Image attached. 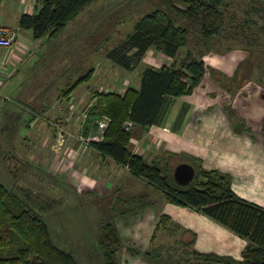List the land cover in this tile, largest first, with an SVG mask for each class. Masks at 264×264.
<instances>
[{
  "label": "crops",
  "instance_id": "crops-1",
  "mask_svg": "<svg viewBox=\"0 0 264 264\" xmlns=\"http://www.w3.org/2000/svg\"><path fill=\"white\" fill-rule=\"evenodd\" d=\"M4 1L9 2L16 11L18 24L21 16L34 15L39 8V0ZM76 18L70 21L64 30L74 26ZM23 31L25 32L23 36L19 32L20 42L24 43L26 53H21L23 61L15 64L14 74L19 72L26 61L37 57L39 51L35 50H40L49 40L48 37L36 40L31 31ZM106 35L107 33L102 36L97 32L94 33L95 39L92 40L88 35L84 39L88 43L101 42L97 46L94 45L83 60L84 64L93 65L88 70H93L91 80L78 86L63 103L57 104L59 101L56 103L55 100L43 113L45 120L30 119V122L33 120L29 124L31 128L36 127L41 121L52 127L51 123L58 120L74 132L72 137L67 139V145L63 146L58 141V145L56 144L53 133L55 130L52 131L49 140L50 133L43 135V146L46 145L49 149L47 151L41 146L39 148L41 154L36 162L46 160L50 170L60 171L68 181H76L87 186L103 198L108 197L109 192L115 188L116 180L123 177L127 179L129 176L137 178L132 179L130 186L131 189L140 190L138 189L137 193L128 199V203L133 197L143 195L148 197L151 206L115 223L124 247L119 254L121 264H147L142 257L132 256L128 248L144 252L152 247L174 244L181 239L189 242L193 238L191 250L200 254H217L242 261L243 252L248 245L245 239L193 208L168 202L162 192L133 175L127 167L80 141V136H85L84 132L83 135L78 132L80 120L85 109L96 102V93L105 90L107 93L123 95L130 88L140 90L146 69L180 68L198 52L195 46L181 47L176 56L171 57L158 50L156 46H152L133 68H124L108 58V53L114 47L105 48L112 42L111 37ZM81 36L70 35L65 39L71 37L69 41L74 39L73 42H77L80 49ZM103 43H106L105 46L101 45ZM75 49L69 45V50L63 52L59 62L60 69L73 65ZM200 50L206 52L203 61L209 69L202 85L191 95L165 96L156 122L151 127L134 126L129 149L132 153L142 156L148 164H152L166 153L176 155L173 160L176 165L183 163V158L188 157L192 160L191 163H197L205 171H217L228 176L232 190L238 197L264 209V97H243L240 90L238 95L231 97L235 88L255 83L257 71L253 60L247 51L241 49L208 52L202 46ZM57 52L54 50L52 54ZM77 73L82 72L79 70ZM83 75L74 82L71 80L68 88ZM218 89L222 92L217 91L218 94L213 96ZM222 93L227 95L225 96L227 99L222 97ZM43 130L46 128L43 127ZM92 131L95 132L88 122L85 132ZM35 157L32 156L31 159L35 160ZM85 160L90 169L89 175L82 164ZM185 161L184 163L189 164L188 160ZM117 201L119 203L121 201V205L127 204L126 199L121 198ZM130 208L133 209L132 207L127 209ZM163 216L169 217L171 221L164 228L157 230L156 227ZM104 224L102 219L100 229Z\"/></svg>",
  "mask_w": 264,
  "mask_h": 264
},
{
  "label": "trees",
  "instance_id": "trees-1",
  "mask_svg": "<svg viewBox=\"0 0 264 264\" xmlns=\"http://www.w3.org/2000/svg\"><path fill=\"white\" fill-rule=\"evenodd\" d=\"M97 1L100 0H39L37 13L21 16L19 27L31 31L36 40L51 38L64 30L88 5ZM161 1L166 3L168 11L157 10L144 16L136 24L135 30L108 53L110 60L124 68H133L152 46L174 57L181 47L194 45V41L189 38L193 27L199 28L203 36L194 46L198 48L197 44H202L208 52L213 49L211 42L225 24L224 12L219 10L217 2ZM176 1L184 8L178 7ZM2 2L0 0V5ZM197 51L180 68L146 69L140 90L130 88L123 95L98 94L89 111L88 122L95 132L103 118L109 119V125L103 141L93 142L91 146L154 186L165 195L168 202L205 214L248 243L242 261L191 250L194 238L189 242L181 239L171 245L152 247L144 252L128 248L132 256L142 257L147 264H192L194 261L197 264H264V209L238 197L232 190L228 176L217 171H205L185 157L183 163L188 160L196 170V177L190 185L180 186L174 180V169L177 166L173 165L175 154L166 153L148 164L142 156L129 149L132 132L124 131L126 121L149 128L156 122L165 96L191 95L202 85L209 69L203 61L206 52L200 49ZM92 76L93 70L88 71L65 90V96L69 97L78 86L89 82ZM242 87L235 88L231 97H235ZM84 134L87 136L89 133L84 131ZM5 158L6 161L10 159V174L17 180L20 169L13 167V164H18L19 159L12 154ZM130 201L134 203L133 209H126L122 217L128 218L151 206L148 197L143 195L133 197ZM60 203L29 187L17 185L10 189L0 183V264H77L73 254L54 243L44 219ZM170 221L167 216L161 217L156 229L164 228ZM98 248L103 264H121L119 254L124 247L114 223L102 226Z\"/></svg>",
  "mask_w": 264,
  "mask_h": 264
},
{
  "label": "rangeland",
  "instance_id": "rangeland-1",
  "mask_svg": "<svg viewBox=\"0 0 264 264\" xmlns=\"http://www.w3.org/2000/svg\"><path fill=\"white\" fill-rule=\"evenodd\" d=\"M211 1L217 2L219 10L225 15L224 27L211 42L214 45L211 52L228 49L247 51L256 68L255 78L257 79L254 80V84L253 82L250 86L246 84L240 89L241 96L264 97V0ZM3 2L0 5L1 22L13 27L22 36L25 35V32L19 28L16 11L12 9L9 2L4 0ZM175 4L184 8L177 1ZM157 10L168 11L166 3L161 0H100L94 2L80 13L74 26L66 28L52 39L49 38L40 50L36 49V52L39 51L37 57L29 59V62L26 61L20 67L19 72L0 88V183L10 189L17 185L29 187L36 193L61 202L55 210L46 214L44 219L49 226L54 243L59 248L73 254L77 264H103L98 248L102 219L104 223L114 224L118 220L126 219L122 217L124 216L123 209L134 206L130 200L128 203V199L136 194L138 189L140 190V188L131 189L132 186H130L132 179L137 178L129 176L127 179L123 177L116 180L115 188L106 198L98 193L95 194L96 192L76 181H68L60 171L50 170L46 160L36 162L41 154L39 148L43 146V135L50 133L49 140L52 137V131L55 130L53 133L57 142L60 139L58 130L48 126L44 121L31 128L30 119L44 118L45 120L43 113L55 100L56 103L59 101L57 104H61L68 98L65 96L68 83L71 80L74 82L76 78L92 68L93 65H86L83 60L88 52H91L92 47L101 42H85L86 35L93 40L96 37L94 33L98 32L102 36L107 33L106 36L111 37L112 42L108 43L107 47L106 43L101 45L105 48H111V46L115 48L134 31L139 20ZM172 14L177 16L174 12ZM198 29L191 28L192 34L189 38L194 41V45L198 39L203 38ZM80 34L82 35V40L79 42L81 43L79 44L80 49H78V43L73 42L74 39L72 41H69L71 37L65 39L70 35L77 37ZM21 45L25 46L24 43ZM69 45L72 49L76 48L74 63L69 68L60 69L61 55L69 50ZM197 47L201 49L202 44H197ZM54 50L59 52L52 54ZM79 70L82 73H77ZM217 91L222 92L219 89L215 90V95L218 94ZM100 93L107 92L103 90L96 93L95 98ZM222 95L224 99H227L226 94L222 93ZM91 107L92 105L85 109L83 116L85 115L86 118L82 116L80 120L78 128L80 135H83L82 132L86 129ZM83 119L86 120L85 123L82 122ZM104 120L107 119L103 118L102 121ZM43 127L46 130H43ZM62 128L66 132L62 144L67 145V139L70 138L68 134L74 132L69 126L64 125ZM56 144L58 145V142ZM45 146H43L44 149L48 151L49 147L47 149ZM51 148L53 149V145ZM8 153L19 159L18 164H13V167L20 169L17 180L10 174V159L6 161L5 158L9 155ZM32 156H36L35 160L31 159ZM72 156L71 153L70 157ZM82 164L87 171L86 174L89 175L90 169L87 167L86 160ZM173 165L176 163L173 162ZM121 198L126 199L127 204L122 202L121 205V201L120 203L117 201ZM192 264H197V262L194 261Z\"/></svg>",
  "mask_w": 264,
  "mask_h": 264
},
{
  "label": "built area",
  "instance_id": "built-area-1",
  "mask_svg": "<svg viewBox=\"0 0 264 264\" xmlns=\"http://www.w3.org/2000/svg\"><path fill=\"white\" fill-rule=\"evenodd\" d=\"M21 43L20 33L16 29L4 26L0 22V88H2L14 74L15 64H18L19 61H23L22 54L23 52L26 53V49L21 45ZM84 118H86V116ZM106 121H108V123ZM106 121L104 120L98 123L97 132L92 131L87 136H80V141L88 146H90L93 142L103 141L105 132L109 125V119ZM82 122L85 123L86 120L83 119ZM51 126L58 130V136L60 138L58 139V142L63 145L62 139L65 138L64 135L66 132L62 128L63 125L61 121H57L55 123L52 122ZM134 126L133 122L126 121L123 125V129L126 132H132ZM68 136L72 137V134H68Z\"/></svg>",
  "mask_w": 264,
  "mask_h": 264
},
{
  "label": "water",
  "instance_id": "water-1",
  "mask_svg": "<svg viewBox=\"0 0 264 264\" xmlns=\"http://www.w3.org/2000/svg\"><path fill=\"white\" fill-rule=\"evenodd\" d=\"M192 86V81H189V87ZM196 177L195 168L188 163H180L174 169V180L180 186L190 185Z\"/></svg>",
  "mask_w": 264,
  "mask_h": 264
}]
</instances>
